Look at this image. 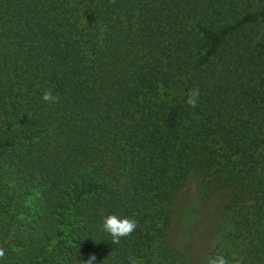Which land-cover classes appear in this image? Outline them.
<instances>
[{"label": "trees", "instance_id": "1", "mask_svg": "<svg viewBox=\"0 0 264 264\" xmlns=\"http://www.w3.org/2000/svg\"><path fill=\"white\" fill-rule=\"evenodd\" d=\"M190 185L264 264V0H0V264H190Z\"/></svg>", "mask_w": 264, "mask_h": 264}, {"label": "rangeland", "instance_id": "2", "mask_svg": "<svg viewBox=\"0 0 264 264\" xmlns=\"http://www.w3.org/2000/svg\"><path fill=\"white\" fill-rule=\"evenodd\" d=\"M222 202L220 198H204L193 185L182 192L171 242L174 249L188 256L190 264H207L220 236Z\"/></svg>", "mask_w": 264, "mask_h": 264}, {"label": "clouds", "instance_id": "3", "mask_svg": "<svg viewBox=\"0 0 264 264\" xmlns=\"http://www.w3.org/2000/svg\"><path fill=\"white\" fill-rule=\"evenodd\" d=\"M200 96L198 88L191 89L187 94L186 103L192 108L197 107V102ZM42 99L49 103H56L59 101L58 95H53L51 90H47L43 93ZM138 226V222L131 217H120L116 214H111L104 217L102 228L104 231L112 236V243H119L122 237L129 236ZM4 256V250L0 248V257ZM96 259L95 255H91L85 264H92ZM131 264H135V260L131 261ZM207 264H229V261L224 255L217 254L214 257L209 258Z\"/></svg>", "mask_w": 264, "mask_h": 264}]
</instances>
